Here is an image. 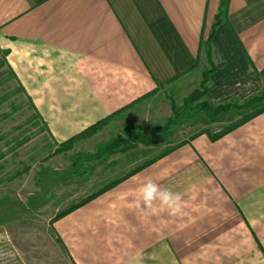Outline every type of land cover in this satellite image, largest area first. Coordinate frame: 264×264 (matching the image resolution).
Listing matches in <instances>:
<instances>
[{"label": "crops", "instance_id": "crops-1", "mask_svg": "<svg viewBox=\"0 0 264 264\" xmlns=\"http://www.w3.org/2000/svg\"><path fill=\"white\" fill-rule=\"evenodd\" d=\"M221 2L0 0V49L60 145L167 90L189 95L204 75L213 105L261 93L264 0ZM118 162H102L116 186L53 224L74 264H264V113L137 171ZM148 178L183 194V214L138 207Z\"/></svg>", "mask_w": 264, "mask_h": 264}, {"label": "rangeland", "instance_id": "rangeland-1", "mask_svg": "<svg viewBox=\"0 0 264 264\" xmlns=\"http://www.w3.org/2000/svg\"><path fill=\"white\" fill-rule=\"evenodd\" d=\"M1 61L0 53V264H74L51 221L111 182L116 171H106L102 162L145 163L200 132L219 133L252 111L245 104L249 98L216 113L217 105L197 97L200 87L186 96L167 90L160 103L145 105L135 117L123 113L58 145ZM154 132L157 143L151 147L131 137ZM85 138L94 142L83 144Z\"/></svg>", "mask_w": 264, "mask_h": 264}, {"label": "trees", "instance_id": "trees-1", "mask_svg": "<svg viewBox=\"0 0 264 264\" xmlns=\"http://www.w3.org/2000/svg\"><path fill=\"white\" fill-rule=\"evenodd\" d=\"M225 2L224 0H222L221 2V9L222 7L224 6ZM221 13V11H219V14ZM219 22V20H216V23L214 25V27L217 25V23ZM213 27V28H214ZM0 53L2 55V61H1V66H5L7 72H8V75L15 81L16 85H17V90L24 96V98L27 100V102L29 103L31 109L33 110V114H34V117H36L40 122L43 123V126L46 129V125L45 123L42 121V119L39 117L38 113L36 112V109L34 108V106L32 105L31 101H30V98L29 96L26 94L25 90L22 88V86L20 85L19 81L17 80L16 76L14 75L13 71L11 70V68L9 67V65L7 64L6 62V56H7V51H3L0 49ZM262 75H264V71L261 72ZM204 80H205V75H204V78H203V82L200 86L201 90L198 92V96L197 97H203L205 92H206V89H205V86H204ZM195 95L197 94V92L194 93ZM193 94V95H194ZM192 99V98H191ZM246 108H250L252 109V111L247 114L246 116H244L243 118H241L239 121L229 125L228 127H226L224 130H222L221 132L219 133H216L214 135H210L209 133L207 132H200L198 133L197 135H200V134H207L211 140H217L219 138H221L222 136H224L225 134L229 133L230 131L234 130L235 128H237L238 126L244 124L245 122H248L249 120H251L252 118H254L255 116H258L260 114H263L264 113V88L263 90L261 91V93H259L258 95L256 96H253L251 98L248 99V101H246ZM231 103H228V104H223V105H218L216 106V110L215 112L216 113H220V112H226L228 110H230L231 108ZM174 112V111H173ZM110 117H108L107 119H104V120H101L99 122H97L95 125H93L92 127H90L89 129H87L86 131H84L80 136H82L84 133L86 134L87 132H89L90 130H94L98 127H101L105 124V122L109 119ZM168 126L173 124L172 120H168L167 123ZM165 128V127H164ZM196 136V135H195ZM133 140H135V142H138L139 144L143 145V146H154L156 143H157V139L155 137V132L153 135L151 136H148L147 134H139V135H133L131 136ZM194 137V136H193ZM74 139V138H73ZM71 139L70 141H68L67 143H64V144H70V142L73 140ZM64 144H60V145H64ZM184 143H181L179 144V146L183 145ZM178 147V146H177ZM175 147V148H177ZM173 148V149H175ZM173 149H170V150H167L165 151L164 153L156 156L155 158L151 159L150 161H148L147 163L167 154L168 152H170L171 150ZM147 163L143 164L141 167L137 168L135 171L141 169L142 167H144ZM135 171L131 172L129 175L133 174ZM122 180V179H121ZM121 180H115V181H111L110 183H108L107 185H105L103 188H101L100 190H98L97 192L93 193L92 195H89L87 196L85 199H83L81 202H79L78 204H75L71 207H69L68 209H66L65 211L61 212L60 214L56 215L54 217V219L51 221V227L52 225L60 220L61 218H63L64 216H66L67 214L73 212L74 210L84 206L85 204L89 203L91 200H93L94 198H96L97 196L101 195L102 193L110 190L111 188H113L114 186H116ZM57 236V235H56ZM58 238V241L62 244V241L61 239L57 236ZM64 247V246H63ZM65 248V247H64Z\"/></svg>", "mask_w": 264, "mask_h": 264}, {"label": "clouds", "instance_id": "clouds-1", "mask_svg": "<svg viewBox=\"0 0 264 264\" xmlns=\"http://www.w3.org/2000/svg\"><path fill=\"white\" fill-rule=\"evenodd\" d=\"M140 195L141 203L138 207L155 210L157 206H162L171 216L183 214V194L179 191H174L169 187H164L151 178L146 179L143 183L140 188Z\"/></svg>", "mask_w": 264, "mask_h": 264}]
</instances>
